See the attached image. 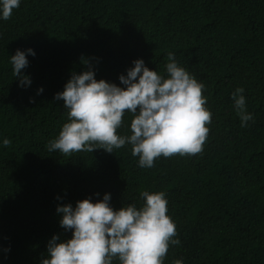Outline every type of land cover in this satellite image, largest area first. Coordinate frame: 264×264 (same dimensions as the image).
I'll return each mask as SVG.
<instances>
[{
	"label": "trees",
	"instance_id": "trees-1",
	"mask_svg": "<svg viewBox=\"0 0 264 264\" xmlns=\"http://www.w3.org/2000/svg\"><path fill=\"white\" fill-rule=\"evenodd\" d=\"M28 48L32 82L21 87L10 58ZM169 52L204 85L202 152L141 168L129 144L48 151L68 121L54 97L72 73L90 67L122 86L136 59L163 74ZM238 87L254 117L246 127L231 99ZM131 120L126 112L117 133L130 134ZM143 191L165 194L176 225L180 244L164 264H264V0H21L0 20V264H42L53 235L71 238L58 204L110 193L114 209L139 208Z\"/></svg>",
	"mask_w": 264,
	"mask_h": 264
},
{
	"label": "clouds",
	"instance_id": "clouds-1",
	"mask_svg": "<svg viewBox=\"0 0 264 264\" xmlns=\"http://www.w3.org/2000/svg\"><path fill=\"white\" fill-rule=\"evenodd\" d=\"M21 0H0V20H8ZM32 48L17 49L11 55L13 75L19 86L31 85L22 70L29 65ZM165 72L149 69L143 59H136L126 75L119 76L120 85L104 79L97 80L92 68L72 73L54 99L63 100L68 121L58 136L50 140L48 151L68 155L73 152H93L132 146L138 166L152 168L160 157L179 154L196 155L203 150L211 124L212 113L205 107L207 97L199 82L177 62L174 53L167 54ZM43 88L38 89V94ZM242 87L236 88L231 99L240 117L241 127L253 121L246 108ZM132 116L130 134L120 135L125 113ZM11 141L3 139L7 147ZM99 196V194H96ZM144 203L114 209L111 194L102 199L91 197L71 203L58 204L60 226L71 231L70 239L53 235L48 241L42 264H164L170 245H179L176 225L167 215V200L163 192L143 191ZM10 249H5V252ZM173 264H183L177 259Z\"/></svg>",
	"mask_w": 264,
	"mask_h": 264
}]
</instances>
